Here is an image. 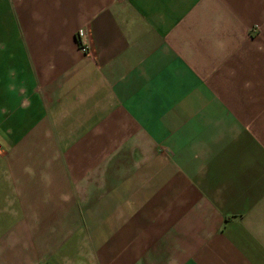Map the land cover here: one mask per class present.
I'll return each instance as SVG.
<instances>
[{
    "label": "crops",
    "instance_id": "0c3cea01",
    "mask_svg": "<svg viewBox=\"0 0 264 264\" xmlns=\"http://www.w3.org/2000/svg\"><path fill=\"white\" fill-rule=\"evenodd\" d=\"M0 146V264H264V0H0Z\"/></svg>",
    "mask_w": 264,
    "mask_h": 264
},
{
    "label": "built area",
    "instance_id": "2783aa9c",
    "mask_svg": "<svg viewBox=\"0 0 264 264\" xmlns=\"http://www.w3.org/2000/svg\"><path fill=\"white\" fill-rule=\"evenodd\" d=\"M78 47L80 51L85 54V55H92L93 49L91 45V40H90V35L87 29L82 28L78 31L77 37H76ZM1 146H0V151H1Z\"/></svg>",
    "mask_w": 264,
    "mask_h": 264
},
{
    "label": "rangeland",
    "instance_id": "374dc122",
    "mask_svg": "<svg viewBox=\"0 0 264 264\" xmlns=\"http://www.w3.org/2000/svg\"><path fill=\"white\" fill-rule=\"evenodd\" d=\"M252 97H253V96H250V99H251ZM256 97H257V98H260V97H258V96H254V98L250 100V103H254L255 100H256ZM256 103H257V101H256ZM257 108L260 109V104H259V106H258ZM259 113H260V112H259Z\"/></svg>",
    "mask_w": 264,
    "mask_h": 264
}]
</instances>
